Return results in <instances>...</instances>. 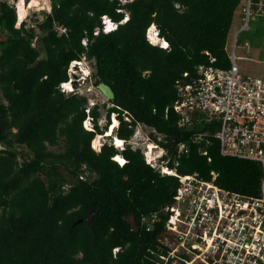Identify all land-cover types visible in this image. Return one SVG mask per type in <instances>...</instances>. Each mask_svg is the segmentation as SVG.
I'll use <instances>...</instances> for the list:
<instances>
[{
	"label": "trees",
	"instance_id": "obj_1",
	"mask_svg": "<svg viewBox=\"0 0 264 264\" xmlns=\"http://www.w3.org/2000/svg\"><path fill=\"white\" fill-rule=\"evenodd\" d=\"M240 4L53 0L37 34L24 20L15 27L14 6L0 0V264H155L150 250L157 248L166 217L151 231L141 218L171 204L179 180L160 174L140 147L126 143L137 125L150 129V141L165 150L159 160L169 157L167 166L177 174L210 179L214 172L223 188L258 193L261 165L219 153L213 137L219 120L195 112L191 124L179 127L173 108L177 84L192 81L199 65L229 66ZM104 16L117 27L105 32ZM152 24L167 47L148 40ZM82 56L91 83L105 82L114 92L110 105L103 103V125L100 105L88 107L78 90H62V83L76 78L69 76V64ZM111 112L118 113V125L95 151L91 141L107 130ZM88 116L91 130L83 127ZM197 134L202 139L193 142ZM113 136L126 141L124 148L113 145ZM181 142L187 151L177 155ZM92 209L91 226L84 217ZM129 214L138 232L124 220Z\"/></svg>",
	"mask_w": 264,
	"mask_h": 264
},
{
	"label": "built area",
	"instance_id": "obj_2",
	"mask_svg": "<svg viewBox=\"0 0 264 264\" xmlns=\"http://www.w3.org/2000/svg\"><path fill=\"white\" fill-rule=\"evenodd\" d=\"M237 12L239 26L231 39L229 66L199 65L192 81L177 84L173 108L179 114V127L191 124L195 112L206 120L218 119L213 137L219 153L258 162L262 168L259 190L252 196L228 190L215 183L214 172L210 179L197 173L179 175L167 166L169 157L159 160L163 148L154 144L160 154L152 160L143 150L146 163L179 180L174 201L141 218L145 230L151 231L166 217L156 237L157 248L150 250L155 264H264V78L241 74L237 64L241 56L236 54L238 34L249 28L255 16L264 17V0H241ZM111 114L117 117L118 113ZM123 118L130 121L125 113ZM201 139V134L193 136V142ZM186 151L185 143H179L177 155Z\"/></svg>",
	"mask_w": 264,
	"mask_h": 264
},
{
	"label": "rangeland",
	"instance_id": "obj_3",
	"mask_svg": "<svg viewBox=\"0 0 264 264\" xmlns=\"http://www.w3.org/2000/svg\"><path fill=\"white\" fill-rule=\"evenodd\" d=\"M6 1L7 3L13 5L14 8L16 7L17 0H6ZM38 1H39V5L28 9L27 16L24 19V22L26 23V27H32L37 34L40 33V30L37 26V22L41 21L44 18V13L50 12L52 5L50 0H38ZM28 2L29 0L25 1L26 4ZM15 13H16V8H15ZM126 14L127 13H125V15ZM20 23L17 24V20H16L15 27H19ZM238 26H239V15L237 12V15H235L233 20L232 30L230 31V37L233 36V33L237 30ZM104 29L105 27L103 28V30ZM245 42H247L248 44L245 45ZM32 43L33 45H36L37 44L36 39H34ZM236 54L241 56V58L237 60L239 72L241 74L259 76L261 78H264V17L255 16L250 21L249 28L246 31H242L238 34ZM90 71H91L90 66L84 56H82L80 61H76V62L72 61L69 64L68 73L69 76L71 75L76 76L75 79L72 76L73 78L72 80L77 81V88L74 87L72 81L70 82L68 80L67 82L71 84L72 89L67 90L63 85H62L63 87L62 89L63 90L65 89V91L78 90V92L84 94L87 97L88 107H91L94 104L100 105L101 116L98 119V124L103 125L106 122V118H105L106 108L103 107V103H106V107H108L110 104L108 102L109 100H107L97 89V86H94L89 78L87 79V76L89 75ZM113 118H116L117 120L116 126H117L118 119L115 116V114L110 115L109 126L112 124ZM92 125L93 123L91 120L88 119V117L83 121V127L87 130L93 129ZM149 133H150L149 128H146L142 125H137L135 127L133 136L126 143H130L133 148L140 147L142 150H145L146 151L145 157H148V143L151 142ZM106 140L107 139L105 138V136H103L101 137L100 145L97 146V148L93 147L92 141H91V146L95 151H98L101 145ZM111 142L114 143L113 138ZM124 145L125 143H123L119 147L118 146L116 147L118 149H122ZM51 148L54 150H58L59 147H51ZM157 154H160V150L158 147L153 149V152L151 153L152 157H150V160L154 159V157H156Z\"/></svg>",
	"mask_w": 264,
	"mask_h": 264
},
{
	"label": "bare ground",
	"instance_id": "obj_4",
	"mask_svg": "<svg viewBox=\"0 0 264 264\" xmlns=\"http://www.w3.org/2000/svg\"><path fill=\"white\" fill-rule=\"evenodd\" d=\"M38 5H39V1L38 0H29V2L27 4L25 3V0H17L16 7H15L16 8L17 24H19L20 22H22L26 18L28 9H30L32 7H36ZM104 19H105L104 20V25H105V29L104 30L105 31H109V30H106V29L109 28L110 24L113 25V23H112L111 20L107 19V17H104ZM147 36H148V39L150 40V42L153 43V44L164 46V47H165V45H168L167 42L163 38H160L158 36V34L156 33V30H155V25L154 24H152L148 28ZM65 85H67V87H65ZM63 86L67 90H71L72 89V86H71V84L69 82H64ZM86 123H87V121H86ZM116 124H117V120H116V118H113L112 124L107 128V130L103 134H96L94 136V138L92 139V145H93L94 148H97V146L100 145L101 137L112 135L113 129L116 127ZM114 138L115 139H113V140H114L115 144L118 147L123 144V139H120L118 137H114ZM154 148H157V146H155L153 142H149L148 143V159H150V157H152L151 152L153 151ZM114 160L119 162V163H121V161H123V158L121 157V155L117 154V155L114 156ZM166 171H168L170 173L169 170H166Z\"/></svg>",
	"mask_w": 264,
	"mask_h": 264
},
{
	"label": "water",
	"instance_id": "obj_5",
	"mask_svg": "<svg viewBox=\"0 0 264 264\" xmlns=\"http://www.w3.org/2000/svg\"><path fill=\"white\" fill-rule=\"evenodd\" d=\"M104 17H107V16H104ZM107 19L111 20L110 18L107 17ZM105 20V19H104ZM112 21V20H111ZM113 25H115V27L113 28H116L117 27V23L113 22ZM112 30V29H111ZM110 31V30H109ZM165 40V39H164ZM168 44V43H167ZM160 46V45H159ZM162 47V46H161ZM97 89L101 92V94L107 99V100H111L114 98V92L112 90V88L106 84L105 82H102L100 81L98 84H97ZM96 214V211L94 209H92L85 217H84V220L89 223V225L92 226V218L93 216ZM124 220L130 225L131 229L134 231V232H138L139 230V227L138 225L136 224L135 222V218L133 215L129 214L127 216L124 217ZM82 221V219H79L78 222Z\"/></svg>",
	"mask_w": 264,
	"mask_h": 264
},
{
	"label": "clouds",
	"instance_id": "obj_6",
	"mask_svg": "<svg viewBox=\"0 0 264 264\" xmlns=\"http://www.w3.org/2000/svg\"><path fill=\"white\" fill-rule=\"evenodd\" d=\"M127 19V16L125 17V20ZM105 27V25H104V17H103V28ZM114 29V28H113ZM105 31V30H104ZM105 32H107V31H105ZM157 34H158V32H157ZM162 47H164V46H162ZM75 61V60H74ZM76 62V61H75ZM89 75H90V73H89ZM89 75L87 76V78L89 77ZM113 139H114V137H113ZM123 158V157H122ZM123 160H125L124 158H123ZM125 162V161H124ZM119 163V162H118ZM119 164H123V163H119Z\"/></svg>",
	"mask_w": 264,
	"mask_h": 264
},
{
	"label": "snow or ice",
	"instance_id": "obj_7",
	"mask_svg": "<svg viewBox=\"0 0 264 264\" xmlns=\"http://www.w3.org/2000/svg\"><path fill=\"white\" fill-rule=\"evenodd\" d=\"M113 27H115V25H109V28L108 29H106V30H111V28H113ZM167 45H165V47H166ZM65 87H67V85H65ZM87 126V125H86ZM118 159V158H117ZM121 163H124L123 161H121Z\"/></svg>",
	"mask_w": 264,
	"mask_h": 264
},
{
	"label": "flooded vegetation",
	"instance_id": "obj_8",
	"mask_svg": "<svg viewBox=\"0 0 264 264\" xmlns=\"http://www.w3.org/2000/svg\"><path fill=\"white\" fill-rule=\"evenodd\" d=\"M26 1V0H25ZM51 1V4H52V2H53V0H50Z\"/></svg>",
	"mask_w": 264,
	"mask_h": 264
},
{
	"label": "crops",
	"instance_id": "obj_9",
	"mask_svg": "<svg viewBox=\"0 0 264 264\" xmlns=\"http://www.w3.org/2000/svg\"><path fill=\"white\" fill-rule=\"evenodd\" d=\"M113 137H116V136H113Z\"/></svg>",
	"mask_w": 264,
	"mask_h": 264
}]
</instances>
